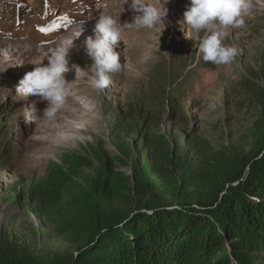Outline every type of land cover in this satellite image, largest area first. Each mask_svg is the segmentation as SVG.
Returning <instances> with one entry per match:
<instances>
[{
	"label": "rangeland",
	"instance_id": "374dc122",
	"mask_svg": "<svg viewBox=\"0 0 264 264\" xmlns=\"http://www.w3.org/2000/svg\"><path fill=\"white\" fill-rule=\"evenodd\" d=\"M120 3L0 0V100L6 96L0 103V246L22 264H50L82 247L70 228L81 222L77 212L84 211L99 175L114 192L104 204L133 213L136 202L166 204L182 191L209 193L224 179L219 166L230 163L231 172L264 142V0H253L244 26L230 30L225 43L238 55L229 65L203 61L198 38L184 21L190 0H168L165 23L124 29L127 38L115 49L122 70L98 93L89 79L85 37L76 27L101 14L131 22L135 13L125 4L120 14ZM69 39V67L79 68L65 79L75 94L48 118L47 102L22 100L15 87L34 65L47 63L43 49ZM79 97L94 107L85 109ZM29 109L36 118L26 123ZM249 260L264 264V249Z\"/></svg>",
	"mask_w": 264,
	"mask_h": 264
},
{
	"label": "trees",
	"instance_id": "16d2710c",
	"mask_svg": "<svg viewBox=\"0 0 264 264\" xmlns=\"http://www.w3.org/2000/svg\"><path fill=\"white\" fill-rule=\"evenodd\" d=\"M261 103L264 109V92ZM242 161L231 172L230 163L219 166L224 179L209 193L182 191L166 204L136 202L133 213H116L104 204L114 192L99 175L84 211L77 212L81 222L70 228L83 239L82 247L76 256L55 257L50 264L250 263L264 249V142ZM22 263L0 246V264Z\"/></svg>",
	"mask_w": 264,
	"mask_h": 264
},
{
	"label": "clouds",
	"instance_id": "9594fccd",
	"mask_svg": "<svg viewBox=\"0 0 264 264\" xmlns=\"http://www.w3.org/2000/svg\"><path fill=\"white\" fill-rule=\"evenodd\" d=\"M167 2L168 0L162 2L156 0L153 3H146L145 0H121L120 14L125 11L123 7L125 4L135 13L131 22H125L123 25L119 18L111 15L98 16L94 34L85 37L83 42L86 54L91 60L88 65L91 73L89 79L96 92H103L111 83V74L122 70L120 54L115 49L118 42L123 41L124 29L137 31L153 29L165 23ZM255 7L253 0H190V5L184 12V21L187 28H190L198 38V52L203 61L214 65H229L234 61L238 55V48L226 44L225 40L229 37L231 29L244 26L245 18L252 14ZM82 32L81 25L79 35ZM71 46L72 41L43 50L42 54L47 63L34 65L15 87L14 95L22 100L29 96H38L47 102L43 114L48 118H52L63 107L69 95L75 94L71 90V82L66 81L64 75L72 69L76 72L79 68L76 65H72L71 69L69 67L67 57ZM80 74L85 75L83 71ZM79 102L85 109L94 107L93 101L89 98L79 97ZM35 118L30 109L24 112L26 123H31Z\"/></svg>",
	"mask_w": 264,
	"mask_h": 264
},
{
	"label": "bare ground",
	"instance_id": "6f19581e",
	"mask_svg": "<svg viewBox=\"0 0 264 264\" xmlns=\"http://www.w3.org/2000/svg\"><path fill=\"white\" fill-rule=\"evenodd\" d=\"M112 15V14H111ZM112 16H116V14H114L113 13V15ZM88 19L86 20V21H82L81 19H79V21L81 20V22H80V24H79V26H74V27H76V30H80V26L82 25V28L84 29V35H83V33H81V35L80 36H84V37H87V36H91V35H93L94 34V27H95V20L93 21L92 19H89V17H87ZM91 22H95L94 24L93 23H91ZM73 32V30H71L70 32H68L65 36H64V38H66L68 35H69V33L71 34ZM75 33V32H74ZM63 38V39H64ZM122 38H127V36L125 37V35L123 34V36H122ZM71 39H69L68 41H65L64 42V40H63V43H70L69 41H70ZM73 40V39H72ZM75 40V39H74ZM85 40V39H84ZM74 42V41H73ZM73 42H72V46H73ZM139 43H141V42H139ZM143 44V43H142ZM58 44L56 43V44H53L52 46H57ZM141 44H137L136 45V47H137V52L138 51H142V48H141V46H140ZM72 46L70 47V49L72 48ZM78 46V45H77ZM51 47V46H50ZM27 48H28V46H27ZM27 48H25V53L26 52H30V51H35V49L34 50H32V49H27ZM29 48H31V47H29ZM43 49V48H42ZM70 49H69V51H70ZM40 50V49H39ZM43 50H46V49H43ZM41 52V51H40ZM39 52V53H40ZM26 55V54H25ZM45 58V57H44ZM65 75V77H66V73L64 74ZM71 90H72V92H73V90H74V88L72 87L71 88ZM74 102L72 101V99L69 97V104H73ZM88 110V109H87ZM60 111H62V110H60Z\"/></svg>",
	"mask_w": 264,
	"mask_h": 264
},
{
	"label": "water",
	"instance_id": "95a60500",
	"mask_svg": "<svg viewBox=\"0 0 264 264\" xmlns=\"http://www.w3.org/2000/svg\"><path fill=\"white\" fill-rule=\"evenodd\" d=\"M73 255H75V256H76V255H77V252H76L75 254H73Z\"/></svg>",
	"mask_w": 264,
	"mask_h": 264
}]
</instances>
